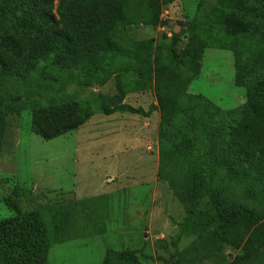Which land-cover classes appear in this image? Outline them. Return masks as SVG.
I'll list each match as a JSON object with an SVG mask.
<instances>
[{"label": "trees", "instance_id": "obj_1", "mask_svg": "<svg viewBox=\"0 0 264 264\" xmlns=\"http://www.w3.org/2000/svg\"><path fill=\"white\" fill-rule=\"evenodd\" d=\"M170 1L0 0V159L9 118L25 108L12 92L22 81L56 82L65 74L68 82L91 87L96 77L102 85L114 77L115 95H67L33 108L32 131L47 140L78 130L97 113L149 116L125 97L153 83L158 177L184 203H205L214 212L196 225V238L175 264L217 259L224 248L240 246L241 260L232 264H264V219L243 206L264 203V0L201 1L169 42L130 37L135 25L166 24L161 15ZM209 48L234 54L235 85L246 91L236 108L189 90ZM10 208L13 216H0V264H48L53 242L41 213ZM64 217L60 209L54 216L58 243L70 238ZM102 264L142 262L134 251L111 250Z\"/></svg>", "mask_w": 264, "mask_h": 264}, {"label": "rangeland", "instance_id": "obj_2", "mask_svg": "<svg viewBox=\"0 0 264 264\" xmlns=\"http://www.w3.org/2000/svg\"><path fill=\"white\" fill-rule=\"evenodd\" d=\"M201 1L215 2L171 0L161 15L166 24L135 25L130 37L169 42L172 34L185 28ZM67 82L63 74L60 81L53 77L35 85L22 81L12 90L23 97L25 108L9 118L0 159V216H13L11 205L24 213L40 212L53 242L48 264H102L111 250L134 251L142 264H175L196 238V225L214 212L205 203H184L170 183L158 177L160 115L157 110L152 112L156 104L153 83L125 97L133 107L150 111L149 116L116 112L104 118L97 113L78 130L44 139L32 131L33 108L53 100L62 102L74 94L85 99L118 93L114 77L105 85L96 77L91 87ZM189 90L223 109L243 104L246 91L235 85L233 52L207 49L201 74ZM243 206L264 219V203L245 200ZM59 209L67 221L64 233L70 236L60 243L54 240V216ZM243 251L242 246L224 248L217 259L192 264L240 262Z\"/></svg>", "mask_w": 264, "mask_h": 264}, {"label": "crops", "instance_id": "obj_3", "mask_svg": "<svg viewBox=\"0 0 264 264\" xmlns=\"http://www.w3.org/2000/svg\"><path fill=\"white\" fill-rule=\"evenodd\" d=\"M94 116H95V115H94ZM94 116H93V117H94ZM107 117H108V118H111V116H109V115H106L104 118H107ZM113 140H115V138H113L112 141H113ZM113 143L116 144V141H114Z\"/></svg>", "mask_w": 264, "mask_h": 264}]
</instances>
